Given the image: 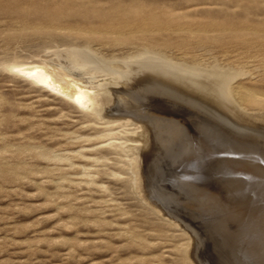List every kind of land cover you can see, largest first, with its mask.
I'll return each mask as SVG.
<instances>
[{
    "label": "rangeland",
    "instance_id": "rangeland-1",
    "mask_svg": "<svg viewBox=\"0 0 264 264\" xmlns=\"http://www.w3.org/2000/svg\"><path fill=\"white\" fill-rule=\"evenodd\" d=\"M76 49L122 75L107 82L110 103L127 65L141 58L219 83L228 79L209 69L240 74L227 98L238 124L170 89L163 108L155 99L144 111V123L103 119L11 70L60 65ZM91 69L80 72L107 74ZM194 115L264 148L253 132L264 124V0H0V264H227L228 253L235 264H264L254 237L264 232V190L230 184L231 174L244 176L230 162L208 165L185 151L183 128ZM145 127L160 145L150 158L135 141Z\"/></svg>",
    "mask_w": 264,
    "mask_h": 264
},
{
    "label": "bare ground",
    "instance_id": "bare-ground-1",
    "mask_svg": "<svg viewBox=\"0 0 264 264\" xmlns=\"http://www.w3.org/2000/svg\"><path fill=\"white\" fill-rule=\"evenodd\" d=\"M80 50L81 49H79V51H77V49H76V50H74L76 52L72 51V52H68L67 54L64 53L65 55L62 54L63 55V59L61 60L62 63L60 62L61 63L60 65H55L56 63L52 64V63H46V62L42 61L43 62L42 64H32V65L22 64V65L13 66L11 68V70H12L13 73H15L17 75H20L21 77H24L27 81L36 84L38 87H40V88H42V89H44L46 91H50V92H52L53 94L57 95L58 97H60L62 99L64 98V99L68 100L70 103H72L73 105H76L77 107L85 110L86 112L95 113L96 115H98L100 117L102 116L103 119L108 117V118L115 119L116 121L119 120L118 122H120V121H122L124 119V121L126 120V122L130 123L131 118H133V119L134 118H136V119L138 118V119H141L140 121L143 122L142 119L145 118L143 116L144 115L145 116L149 115V113H146V112L149 110V107L153 104V102H155L157 100V102H160L158 104V107L159 106H162L161 108L164 107V103H165V102H163L164 93H165L166 89H170V90L177 91L179 94L181 93V98H183V99L188 98V100H191V101H195V100L197 102L199 101L198 103L196 102L197 105L196 104L195 105L196 106H200L202 108V110H205L209 115H212V118L213 117L214 118H219L221 121L224 122V124L227 123L229 126H232L234 128H235V125L238 124L236 122V118L238 116H234V115H231L229 113L230 110H232L233 107L230 105L231 103L228 102V100L230 98L228 100H227V98L231 97V94H232V90H231V87H230L231 85H229V83L230 82L232 83L235 79H237L240 76V74L237 75L235 73L228 72L227 70L222 72L220 70H217V68L209 69V71L207 73H210L211 76L217 77L218 79L219 78H224V77L228 79V81L222 80V82L219 83L218 81L220 79L218 81L211 79L212 80L211 81L209 78L199 77V75L197 76V74L195 76V74L193 72H189V73H193L194 76L189 74V73H187V70L186 71L185 70L183 71L181 69L179 70L180 67L178 68V70H176L173 67H171L170 64L164 63V61H162L161 59H155V58H151V57L150 58H145V59L141 58L139 60H136L135 62H130L127 65L128 72L125 74V76L123 75V77H125V79L122 80L123 81V86L120 89H117V88L114 87L115 88L114 89V91H115L114 93L115 94L114 93L113 94L115 95L116 99L114 98L115 100L112 101V102L116 104V107L113 108L112 106H114V105L111 106L112 102L110 103V101L113 98V96L111 94H109L110 91L108 93L107 92L108 90L105 91V89H107V87L110 88V86L107 84V82L112 81V78H110L111 75H113V74L116 75L117 79L116 78H114V79L117 80V83H119V78H121L122 75L119 74V72H117L115 70L113 72L111 70L112 68L110 67V65L107 64V62L105 64V63H102L101 61H99L100 59L97 60L98 58L93 55V52L91 53L92 55H90L89 54L90 52L88 50H86V52H80ZM87 51L89 53H87ZM150 53H153V52H150V51H145V52L142 51L141 52L140 51L139 53L137 52V54L135 56H137V57L141 56L142 57L143 55H147V54H150ZM153 54H157V53H153ZM93 56L96 57L97 59H95ZM135 56H130L128 58H132L133 59ZM128 58L126 57V59H128ZM49 62H51V61H49ZM91 68L95 69V71L100 70L101 72H104L105 74L106 73L107 74L104 77L103 76H99V75L97 77V75H96V77H93L91 79L87 78L86 75H84L85 74L84 69L86 71L87 70L90 71ZM184 69H186V68H184ZM198 69L199 68H194V67L190 68L189 67L188 70L199 71ZM80 70H83L84 74L81 73ZM110 71H112V74H111ZM204 72L206 73V71H204ZM86 74H88V73H86ZM210 78H212V77H210ZM103 81H106V82H104V84H102ZM115 83H116V81H115ZM113 85L114 86H118V85H115V84H112L111 86H113ZM120 85H122V83H120ZM205 91H206V93L208 92L207 95H204ZM202 92H204V94ZM225 103L227 105L224 108L223 106L225 105ZM232 103H234V102H232ZM235 105H234V107H235ZM235 108H238L237 105H236ZM146 109H148V110L146 111ZM241 110H244V109H241ZM144 111H146V112H144ZM226 112H228V113H226ZM245 115H246V112H245ZM150 116H152V114H150ZM252 116H254V115H252ZM252 116H250V117H252ZM153 118H154V116H153ZM239 118L240 117H238L237 119H239ZM260 118L264 121V116H262ZM149 119H152V118H149ZM137 120H136V122H137ZM154 120L155 121L157 120L156 117H155ZM245 120H247V119L245 118ZM154 122H153V124H156ZM247 122H248V120L245 123H247ZM161 123H163V122H161ZM166 123H167V121H166ZM248 124H249V122H248ZM186 125H187L188 129L186 127L183 128L184 141H182V143H184V145H185V151L186 152H187V150H190L189 148H191L190 151H192V149L195 150V152H194L195 155L192 156V158H194V160H199V159H201L203 157H207L206 160L209 159V161H207V164L208 163L209 164L218 163L219 165H221V167L224 164H226L227 162H230L232 165L233 164L236 165L237 166L236 168H238V170H240L241 173L242 172L244 173V176L242 175V177H239V174H237V172L234 173L235 172L234 171L233 172L234 174H231V176L228 178L230 184H236L238 182L239 183V187H241V188H246L247 187V189L251 188L252 190L254 189L256 191H261V192L264 190V148H260V146H259L260 144L259 145H257V144L254 145V144H251V143L247 142L246 140H242L240 142V141H237V140L233 139L232 136L230 135V133L227 131L228 129L224 130L223 128H220L219 125L214 123L213 119L211 121H209V119L206 120L204 117H199V119H198L197 116L194 115V117L193 116L191 118L188 117V121L186 122ZM158 126H160V125H158ZM158 126H156V127H158ZM254 128L255 129L253 130V132H257L259 134V137L261 136V138H264V124H263V126H256ZM145 129H146V127L144 128V131H143L144 133L138 135L137 136L138 138L135 139V141L137 143L138 142H142L143 145L145 144L147 146V148H145L144 150L142 149L143 151L140 150L142 154H146V156H147L148 153H151V155H152V153L156 150L155 146L158 145V142L156 141V138H154L155 134L153 136L152 134H149V132L147 130H145ZM159 129H161V128H159ZM164 131H166L165 128H164ZM175 131H177V129ZM133 132H135V131H133ZM155 132L156 131H154V133ZM159 132H161V131H159ZM245 132H246V130H245ZM176 133H178V132H176ZM233 134H235V133H233ZM247 135L246 136L249 137V134H247ZM177 136H179V135H177ZM174 137L176 138V136H174ZM251 137L254 138L253 135ZM181 139H180V141H181ZM243 139H245V138H243ZM257 141H258V139H257ZM260 141H261V139H260ZM179 144H181V143H179ZM145 145H144V147H145ZM169 145H172V144H169ZM173 145L175 146V144H173ZM158 146H160V145H158ZM166 147L167 146H165V149H166ZM175 147H177V146H175ZM263 147H264V145H263ZM181 148H184V147H181ZM128 149H129V147H128ZM147 149H149V151ZM161 149L162 148H160V150ZM129 151H130V149H129ZM140 151H139V153H140ZM165 153L166 152H164V155H165ZM192 153H193V151H192ZM155 154H157V153H155ZM168 154H167V156H168ZM170 154H172V153H170ZM179 156H180L179 154H178V156H177V154L175 155L176 158L174 160H176V162L180 161L179 160ZM148 157H149V155H148ZM171 157H172V155H171ZM151 158H152V156H151ZM155 160H156V158H155ZM174 160H172V161H174ZM143 161H145V159H143ZM136 162H138V161L136 160ZM142 165H143V163H142ZM144 165H143L142 168H145ZM232 168H233V166H232ZM249 174L250 175L251 174H255V176L257 175L260 178H258V179L256 178L257 180H252V179H250V177H248ZM206 175H207V173H206ZM218 176H220V174ZM218 176H217V178H218ZM217 178L215 176V179H217ZM189 193H191V191ZM258 198H260V197H258ZM242 199H243V197H242ZM248 203H249V200H248ZM259 203H260V201H259ZM251 204H253V203H251ZM250 213H252V212H250ZM263 216H264V214H263ZM205 226H206V224H205ZM212 234H215V233H212ZM220 236H221V234H220ZM254 237L259 241L260 246H261V248H260L261 250L260 251L264 255V232H261V231L257 232L256 231L254 233ZM215 238H217V237H215ZM250 238H251V235H250ZM237 240H239V239H237ZM241 240H240V242H242ZM218 242H219V240H218ZM240 242H238V243H240ZM223 243H225V242H223ZM216 246H217V244H216ZM226 246L227 245H225V247ZM222 247H224V246H222ZM214 249H215V247H214ZM212 250H213V248H212ZM224 250H226V249H224ZM228 250H230V248ZM257 252H258V250H257ZM261 252H258V253L260 254ZM217 254H218V251H217ZM213 255H214V253H213ZM234 255H235V253H234ZM226 256H228V258H226L227 259L226 260L227 264H235L234 260H237V261L240 260V259H237L235 257H234L235 258L234 259L233 257H231V255L229 256V253ZM218 257H220V256H218ZM216 259H218V258H216ZM223 261L224 262L221 261L222 264L225 263V259ZM257 261H260V260H257ZM257 261H255V263H257Z\"/></svg>",
    "mask_w": 264,
    "mask_h": 264
}]
</instances>
